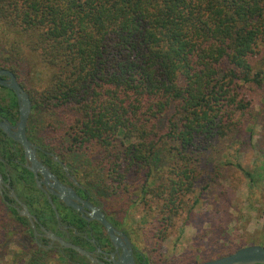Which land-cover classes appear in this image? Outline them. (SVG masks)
Segmentation results:
<instances>
[{"label":"trees","instance_id":"16d2710c","mask_svg":"<svg viewBox=\"0 0 264 264\" xmlns=\"http://www.w3.org/2000/svg\"><path fill=\"white\" fill-rule=\"evenodd\" d=\"M3 39L51 69L37 89L0 56L58 140L96 156L92 186L143 174L141 199L166 226L194 194L192 157L244 129L264 83V0H0ZM161 157L177 160L156 177ZM244 174L264 197V164ZM16 232L26 264H47L0 201V247Z\"/></svg>","mask_w":264,"mask_h":264},{"label":"rangeland","instance_id":"374dc122","mask_svg":"<svg viewBox=\"0 0 264 264\" xmlns=\"http://www.w3.org/2000/svg\"><path fill=\"white\" fill-rule=\"evenodd\" d=\"M9 40H0V56H16L21 72L37 89L44 88L51 69H44L25 49L13 50ZM77 155L85 160L91 173L98 172L94 170L96 156L83 152ZM176 160L161 157L159 161L164 167L160 165L153 174L166 175L169 165ZM191 163L197 177L194 194L167 226L159 222L157 203L149 209L141 199L143 174L128 175L111 190L95 187L117 211L123 221L121 227L127 230L149 264H199L255 245L264 237V197L255 191L250 195L251 184L244 174L264 164V83L254 94L251 118L244 129L192 157ZM196 196L199 199L194 204ZM19 238L16 232L9 246L0 247V264L27 263V251ZM46 263L67 264L54 253Z\"/></svg>","mask_w":264,"mask_h":264},{"label":"flooded vegetation","instance_id":"af4514ba","mask_svg":"<svg viewBox=\"0 0 264 264\" xmlns=\"http://www.w3.org/2000/svg\"><path fill=\"white\" fill-rule=\"evenodd\" d=\"M10 75L31 106L23 133L20 101L6 85L11 83ZM48 125L34 108L17 73L0 61V201L23 236L30 245L49 254L60 256L72 250L63 247L57 240L60 239L88 252L93 259L76 253L72 264H115L123 247L131 249L134 264H149L127 230L120 226L117 211L90 183L85 160L66 148ZM22 205L30 219L20 214ZM97 215L112 226L115 242L97 221Z\"/></svg>","mask_w":264,"mask_h":264},{"label":"water","instance_id":"95a60500","mask_svg":"<svg viewBox=\"0 0 264 264\" xmlns=\"http://www.w3.org/2000/svg\"><path fill=\"white\" fill-rule=\"evenodd\" d=\"M6 85H7V87H9L10 89H12L15 92L18 100L20 101L19 121H20V125H21V131L23 133L24 125L26 124L28 115L30 113V107L31 106H30L29 100L24 93L20 92V89L17 86V84L15 83L12 76H11V83L6 84ZM21 143H23V145L25 147L27 146V144L24 143L23 141H21ZM59 190H60V188H59ZM60 197H62V196H60ZM22 207L24 210L22 212H20V214L25 215L30 219L31 216L27 212L25 206L22 205ZM96 219L103 226V228H105V230L107 231L111 240L113 242H115L116 239L113 235L114 230H113L112 226L105 220V218L102 215H97ZM32 227L34 228L33 223H32ZM51 237L55 238L53 236H51ZM57 240L59 241V243L63 247L70 248L73 251H75L76 253L83 255L86 258H88L89 260L93 261L90 254L88 252L82 250L78 246H75V245H72L69 243H65L60 239H57ZM115 264H134L133 260H132L131 249L127 250L123 247V254L118 259V262H116ZM200 264H264V247L259 246V245L246 246V247H243V248L236 250L232 254H229V255L214 259V260L205 261V262H202Z\"/></svg>","mask_w":264,"mask_h":264}]
</instances>
